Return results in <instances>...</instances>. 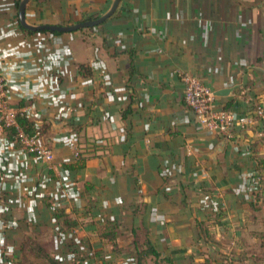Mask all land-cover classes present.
Segmentation results:
<instances>
[{
    "label": "crops",
    "instance_id": "0c3cea01",
    "mask_svg": "<svg viewBox=\"0 0 264 264\" xmlns=\"http://www.w3.org/2000/svg\"><path fill=\"white\" fill-rule=\"evenodd\" d=\"M15 2L0 0V57L19 69L8 99L42 122L55 158L39 161L0 137L10 148L0 153V264H22L25 225L54 220L63 167L79 193L66 213L87 233L116 220L117 235L145 230L163 255L264 264V117L217 136L186 104L183 80L191 73L216 92L230 89L217 105L239 114L264 107V0H121L104 23L58 35L24 32ZM111 3L31 0L27 17L71 25ZM50 56L65 71L59 82ZM255 169L258 192L248 186Z\"/></svg>",
    "mask_w": 264,
    "mask_h": 264
},
{
    "label": "built area",
    "instance_id": "2783aa9c",
    "mask_svg": "<svg viewBox=\"0 0 264 264\" xmlns=\"http://www.w3.org/2000/svg\"><path fill=\"white\" fill-rule=\"evenodd\" d=\"M37 33V32H36ZM38 33H44L42 31ZM33 52V51H32ZM31 52V53H32ZM53 53L56 61L63 58V52L55 51ZM30 53V54H31ZM4 58L0 57V137L5 136V131L9 127H15L17 131V138L22 143V148L28 153L32 154L35 159L46 163H52L55 155L53 149L48 143L42 142L44 140L42 133L30 135L23 130L17 121L19 115H27L34 120V116L29 114L28 109L12 106L8 99L7 85L9 79L16 78L11 70L18 71L17 65L12 63H5ZM55 61V62H56ZM49 70V74H53L59 82L64 78L65 71L55 67L50 56V61L45 65ZM9 67V68H8ZM183 80L185 82L184 98L186 104L194 111L199 123L208 131L214 133L222 138H232L237 129L247 131L254 123L255 117H264V107L257 105L253 112L246 114H239L232 109H225L217 105L218 94L210 85L203 83L197 76L191 73H184ZM63 95V93H61ZM35 126L37 129H42V122L35 118ZM2 149V150H1ZM3 149L10 151V148L0 145V153ZM11 149H14L11 147ZM11 153V152H10ZM76 157H80V151L75 152ZM248 186L257 191L262 185V177L258 170L252 171L249 176ZM77 186L75 180L71 177L69 169L62 168V171L57 175L55 190H54V206H66L71 200L78 197ZM32 205L31 209L33 211ZM32 214V212H31ZM34 214V212H33ZM91 264H95L94 262Z\"/></svg>",
    "mask_w": 264,
    "mask_h": 264
},
{
    "label": "rangeland",
    "instance_id": "374dc122",
    "mask_svg": "<svg viewBox=\"0 0 264 264\" xmlns=\"http://www.w3.org/2000/svg\"><path fill=\"white\" fill-rule=\"evenodd\" d=\"M44 133L42 132L41 135L45 137L47 133ZM45 140L41 141L45 142ZM77 141L79 144L75 151H80L82 146L80 138ZM70 202L72 203L73 200ZM50 217L52 218L53 215L51 214ZM45 222L44 225L38 223L25 225L29 231L19 236L22 251L18 253V259L22 264H48L46 254H56L61 264H91L93 262L95 264H136L137 256L141 260L140 264H198L203 260L200 256L194 260V255L180 254L173 255V263L167 262L163 257L159 259L152 255L140 257L138 254L144 248L145 230L144 232L141 230V242L136 246L133 236L125 232L119 233L114 241L103 240L99 235L105 228L103 225L96 226V232L87 233L80 228L78 221L76 228L72 229L62 228L56 223L55 218L53 221L45 219ZM84 222L83 225H85ZM166 255L170 256V253ZM223 255L214 257V260L211 256L205 257L204 263L200 264H225Z\"/></svg>",
    "mask_w": 264,
    "mask_h": 264
},
{
    "label": "trees",
    "instance_id": "16d2710c",
    "mask_svg": "<svg viewBox=\"0 0 264 264\" xmlns=\"http://www.w3.org/2000/svg\"><path fill=\"white\" fill-rule=\"evenodd\" d=\"M18 6H19V0H16L15 2V10L17 13L18 10ZM90 18H94V16L90 17ZM13 20V19H12ZM15 20V19H14ZM17 21L18 18H16ZM20 25V23H19ZM20 28L28 33V34H34L35 32L30 31L25 29L24 27H22L20 25ZM44 33H52L55 35L60 34L59 32H50V31H42ZM80 69L83 68L82 70H85V73H89V66H86L84 64H82L80 67ZM89 75V74H88ZM225 108V107H224ZM227 109V108H225ZM18 124L19 126L25 130L27 133H29L30 135H36L38 133H42L44 131H42V129H37L35 126V121L28 117L27 115H19L17 118ZM6 134V138L14 143H17L18 147H22V143L20 142V140L17 138V131L15 127H9L6 129L5 131ZM79 143V142H78ZM82 143V142H81ZM93 148V146L91 147ZM92 151V149H91ZM84 153H86L85 151L82 152L80 151V160L84 157ZM259 164L262 165L264 164V160L260 159L259 160ZM51 209V213L52 215H54V218L56 220V223H58L59 226H61L62 228H67V229H72L77 225V221L74 220L73 218H71L68 213H66V207L64 205L62 206H54L52 205V207H50ZM28 214V213H27ZM31 221V220H30ZM111 225L110 226H105L102 232V236L106 237L108 240L110 241H114L117 238V231H116V220H110L109 222ZM60 228V227H59ZM76 228V227H75ZM133 233V239H134V243L136 244V246H138V244L141 242V237L142 235L138 232L137 228H133L132 230ZM146 234L144 235V241H143V249L139 252V256H148V255H152L154 257H156V259H159L161 257H163L167 262L173 263V253L169 255L164 256L162 254V252H160L157 247L154 245V243L152 242L151 238L149 237V235L147 234V232H145ZM47 258H48V264H61L62 262L58 259L56 254H52V255H48L46 254ZM141 260L138 259V256L136 258V264H140Z\"/></svg>",
    "mask_w": 264,
    "mask_h": 264
},
{
    "label": "water",
    "instance_id": "95a60500",
    "mask_svg": "<svg viewBox=\"0 0 264 264\" xmlns=\"http://www.w3.org/2000/svg\"><path fill=\"white\" fill-rule=\"evenodd\" d=\"M31 0H19L18 6V19L22 27L33 32L40 31H50V32H72L77 31L82 28H90L98 26L108 20L117 10L121 0H112L111 5L101 16L93 20H86L83 22H78L71 25H61V24H48V23H34L31 22L27 17V7ZM231 92L230 89H222L217 92L218 95H228ZM55 123H57L55 121Z\"/></svg>",
    "mask_w": 264,
    "mask_h": 264
}]
</instances>
